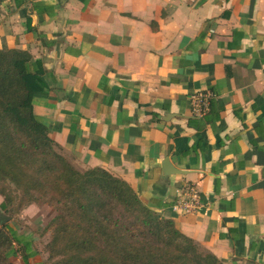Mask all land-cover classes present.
Returning <instances> with one entry per match:
<instances>
[{"label": "crops", "instance_id": "crops-1", "mask_svg": "<svg viewBox=\"0 0 264 264\" xmlns=\"http://www.w3.org/2000/svg\"><path fill=\"white\" fill-rule=\"evenodd\" d=\"M0 48L41 63L34 112L76 167L225 264H264V0H0ZM186 184L197 211L175 208Z\"/></svg>", "mask_w": 264, "mask_h": 264}, {"label": "trees", "instance_id": "trees-1", "mask_svg": "<svg viewBox=\"0 0 264 264\" xmlns=\"http://www.w3.org/2000/svg\"><path fill=\"white\" fill-rule=\"evenodd\" d=\"M43 73L28 50L0 48V205L13 213L46 202L58 210L47 225L50 264H225L144 203L124 179L69 161L34 112ZM37 253L30 236L0 224V264L18 255L29 264Z\"/></svg>", "mask_w": 264, "mask_h": 264}, {"label": "rangeland", "instance_id": "rangeland-1", "mask_svg": "<svg viewBox=\"0 0 264 264\" xmlns=\"http://www.w3.org/2000/svg\"><path fill=\"white\" fill-rule=\"evenodd\" d=\"M63 154L69 159V157L64 152ZM69 161L72 163L70 159ZM80 170H86V169H80ZM2 201H3V195L0 194V204ZM13 208H16L15 204L13 205ZM120 210L121 209L115 208L114 209L115 214L120 216L121 219L125 221L127 224L131 222V220L129 221V219L126 218L127 216L125 212L121 210L122 211L121 213ZM0 211L10 216V219L7 221V223L10 224L14 229H16L19 232V234H24L32 238L33 247L38 251V254L32 260L35 261V263L33 262L31 264H36V263L50 264V260H49L50 254L49 251L47 250V247L51 240V231L47 228V225L51 221V219L55 215H57L58 210L54 206L46 202H43V203L26 204L19 209H15L13 213L5 211L0 205Z\"/></svg>", "mask_w": 264, "mask_h": 264}, {"label": "built area", "instance_id": "built-area-1", "mask_svg": "<svg viewBox=\"0 0 264 264\" xmlns=\"http://www.w3.org/2000/svg\"><path fill=\"white\" fill-rule=\"evenodd\" d=\"M195 103V111L202 113L207 109L209 104L206 96H198ZM175 208L182 210V212L197 211L200 206V192L195 184H186L182 196L175 202Z\"/></svg>", "mask_w": 264, "mask_h": 264}, {"label": "water", "instance_id": "water-1", "mask_svg": "<svg viewBox=\"0 0 264 264\" xmlns=\"http://www.w3.org/2000/svg\"><path fill=\"white\" fill-rule=\"evenodd\" d=\"M10 219L9 215H6L4 212L0 211V224L6 223Z\"/></svg>", "mask_w": 264, "mask_h": 264}]
</instances>
